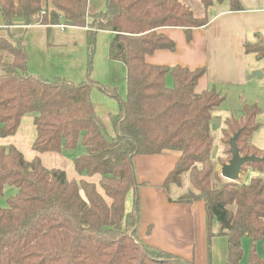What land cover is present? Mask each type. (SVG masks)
<instances>
[{
  "label": "trees",
  "instance_id": "1",
  "mask_svg": "<svg viewBox=\"0 0 264 264\" xmlns=\"http://www.w3.org/2000/svg\"><path fill=\"white\" fill-rule=\"evenodd\" d=\"M198 1L200 15L180 0H104L105 9L90 16L88 0H47L45 6L43 0H0V137L12 136L22 117L33 114L35 152L80 145L84 153L73 159L75 170L100 176L98 185L68 180L63 171L45 169L38 158L26 161L14 147L0 146V196L7 186L15 189L0 207V264H191L138 242L137 202L131 212L125 210L126 196L136 187L132 158L165 151L180 155L164 182L169 202L203 201L208 239L214 236L215 221V235L227 240L224 264L240 263L244 237L250 242L247 264H264L255 249L264 238V181L254 177L248 183L230 182L215 170L216 164L228 163V141L237 132L240 155L259 159L242 171L264 170V150L250 143L259 127V109L244 104L240 118L224 120L226 157L214 161L210 120L223 97L213 88L196 91L204 69L146 62L153 52L174 48L159 29L180 28L189 40L193 29L207 24L208 8L224 2ZM227 1L230 11L241 10L240 0ZM36 15L40 25L62 21L69 27H88L87 73L95 34H112L108 58L126 68V99L112 118L113 137L104 132L90 101L92 81L46 80L26 71L24 31L14 29L13 22L22 19L29 25ZM244 50L264 60V43H246ZM107 91L116 97L114 90Z\"/></svg>",
  "mask_w": 264,
  "mask_h": 264
},
{
  "label": "crops",
  "instance_id": "2",
  "mask_svg": "<svg viewBox=\"0 0 264 264\" xmlns=\"http://www.w3.org/2000/svg\"><path fill=\"white\" fill-rule=\"evenodd\" d=\"M43 3L47 5V0H43ZM240 6V11H230L227 0L222 4L214 3L207 10V24L193 29L189 40L180 28L159 29V33L173 42L174 48L158 50L146 56V62L151 65L204 69L196 91L213 88L223 97L210 120V131L214 138L211 157L216 154V160L226 157L221 139L223 122L230 116L240 118L244 104L255 105L259 109L256 118L259 127L251 135L250 143L254 148L264 150V60L244 50L246 43H264V0H240ZM48 7L51 9L49 4ZM87 9L90 16L102 12L105 9L104 0H88ZM38 20L39 16L36 15L29 25L22 19L13 22L14 29L24 31L22 40L27 57L26 71L46 80L63 78L73 83L92 81L95 85L90 92V101L104 132L113 137L112 118L118 115L120 105L126 99V68L122 63L108 58L112 34L107 31L95 34L91 68L87 73L88 29L68 27L61 30L57 26L40 25ZM0 28H4L1 13ZM254 72H261L262 77H251ZM166 81L167 84L171 83L169 77ZM110 89L114 90L116 97L108 93ZM35 137L33 117L24 116L12 136L0 137V146L14 147L26 161L38 158L45 169L63 171L68 180H87L98 185L100 176L88 177L74 168L73 159L81 153L70 155L69 151L76 150L80 145L74 150L37 153L32 149ZM179 156L178 152L165 151L132 158L136 187L126 196L125 210L131 212L137 202L139 211L135 238L141 244L170 253L182 262L224 264L227 240L215 235L218 229L215 221L211 223L214 236L208 239L203 201L189 204L168 200L164 182ZM220 168L221 165H218L217 169ZM254 177L264 181V170L260 172L247 168L240 172L238 180L248 183ZM3 193L12 196L15 189L7 186ZM263 244L264 238L255 243L260 258H264Z\"/></svg>",
  "mask_w": 264,
  "mask_h": 264
},
{
  "label": "water",
  "instance_id": "3",
  "mask_svg": "<svg viewBox=\"0 0 264 264\" xmlns=\"http://www.w3.org/2000/svg\"><path fill=\"white\" fill-rule=\"evenodd\" d=\"M251 77H262L261 72H254ZM239 132L235 133L228 141L230 159L228 163L221 165L220 177L226 181L235 182L239 179L242 167L247 164L258 162L254 156H241L236 145Z\"/></svg>",
  "mask_w": 264,
  "mask_h": 264
},
{
  "label": "rangeland",
  "instance_id": "4",
  "mask_svg": "<svg viewBox=\"0 0 264 264\" xmlns=\"http://www.w3.org/2000/svg\"><path fill=\"white\" fill-rule=\"evenodd\" d=\"M182 3H184L185 5H187L191 10L192 12L195 14V15H200L201 13V7H200V4H199V1L198 0H180ZM90 22V21H88ZM33 116V114H27L25 117L27 118H31ZM79 155L80 153H84V149L81 147V146H78V148L74 151H69V154L70 155ZM213 160L216 161V154H214L213 156ZM218 165L220 164H216L215 165V170L216 172H218L220 174V170H218ZM94 183V182H93ZM188 184L186 182V180L184 181V187H186ZM15 194V193H14ZM13 194V195H14ZM11 194H2V196H0V207H4L6 206V201L7 199L10 197ZM241 247H242V250L244 251L243 255H242V259L240 261L239 264H247V251H248V247H249V240L247 238H243L241 240Z\"/></svg>",
  "mask_w": 264,
  "mask_h": 264
},
{
  "label": "built area",
  "instance_id": "5",
  "mask_svg": "<svg viewBox=\"0 0 264 264\" xmlns=\"http://www.w3.org/2000/svg\"><path fill=\"white\" fill-rule=\"evenodd\" d=\"M41 14H44V11H42ZM59 18H60V20H62V15H60ZM55 26L59 27L61 30H64V29H66V28L69 27V26L65 25L62 21L59 22V23H58L57 25H55ZM85 27L88 29L87 26H85Z\"/></svg>",
  "mask_w": 264,
  "mask_h": 264
}]
</instances>
